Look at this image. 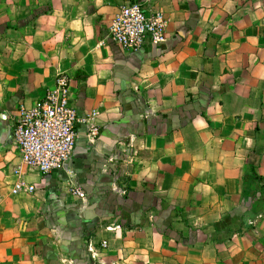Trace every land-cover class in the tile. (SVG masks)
<instances>
[{
  "label": "crops",
  "instance_id": "1",
  "mask_svg": "<svg viewBox=\"0 0 264 264\" xmlns=\"http://www.w3.org/2000/svg\"><path fill=\"white\" fill-rule=\"evenodd\" d=\"M130 1L165 40H111ZM59 73L98 114L42 175L9 117ZM0 264H264V0H0Z\"/></svg>",
  "mask_w": 264,
  "mask_h": 264
},
{
  "label": "built area",
  "instance_id": "2",
  "mask_svg": "<svg viewBox=\"0 0 264 264\" xmlns=\"http://www.w3.org/2000/svg\"><path fill=\"white\" fill-rule=\"evenodd\" d=\"M168 20L163 11L145 12L137 1L121 5L108 28L111 40L128 50L142 47L147 39L154 43L165 40ZM70 79L64 73L57 74L54 84L32 106L21 102L9 117L10 144L16 148L22 164L42 175L73 171L68 165L74 153L82 125L98 114L92 111L79 115L71 102ZM96 133V128H93ZM21 174V166L15 169ZM14 194L33 193L35 185L18 179L12 186ZM72 192L84 198L85 192L72 186ZM108 241L101 243V250Z\"/></svg>",
  "mask_w": 264,
  "mask_h": 264
}]
</instances>
